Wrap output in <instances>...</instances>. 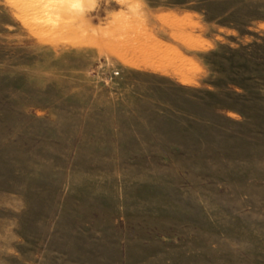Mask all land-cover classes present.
Segmentation results:
<instances>
[{
  "label": "rangeland",
  "instance_id": "1",
  "mask_svg": "<svg viewBox=\"0 0 264 264\" xmlns=\"http://www.w3.org/2000/svg\"><path fill=\"white\" fill-rule=\"evenodd\" d=\"M0 264H264V0H0Z\"/></svg>",
  "mask_w": 264,
  "mask_h": 264
},
{
  "label": "built area",
  "instance_id": "2",
  "mask_svg": "<svg viewBox=\"0 0 264 264\" xmlns=\"http://www.w3.org/2000/svg\"><path fill=\"white\" fill-rule=\"evenodd\" d=\"M114 74H116V72H115V71L113 72V75H114Z\"/></svg>",
  "mask_w": 264,
  "mask_h": 264
}]
</instances>
